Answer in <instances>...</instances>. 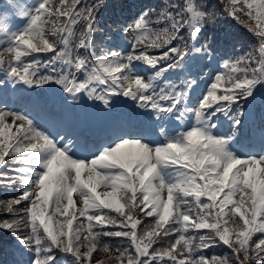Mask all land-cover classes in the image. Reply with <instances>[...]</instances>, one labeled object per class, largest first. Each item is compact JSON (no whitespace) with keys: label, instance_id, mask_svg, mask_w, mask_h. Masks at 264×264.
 I'll return each instance as SVG.
<instances>
[{"label":"snow or ice","instance_id":"6c2138e0","mask_svg":"<svg viewBox=\"0 0 264 264\" xmlns=\"http://www.w3.org/2000/svg\"><path fill=\"white\" fill-rule=\"evenodd\" d=\"M0 264H264V0H5Z\"/></svg>","mask_w":264,"mask_h":264},{"label":"trees","instance_id":"16d2710c","mask_svg":"<svg viewBox=\"0 0 264 264\" xmlns=\"http://www.w3.org/2000/svg\"><path fill=\"white\" fill-rule=\"evenodd\" d=\"M145 2H147V0H145ZM3 4V2H2V0H0V5H2Z\"/></svg>","mask_w":264,"mask_h":264}]
</instances>
